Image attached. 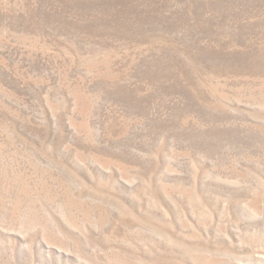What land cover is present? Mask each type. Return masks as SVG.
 <instances>
[{"label":"rangeland","instance_id":"rangeland-1","mask_svg":"<svg viewBox=\"0 0 264 264\" xmlns=\"http://www.w3.org/2000/svg\"><path fill=\"white\" fill-rule=\"evenodd\" d=\"M0 264H264V0H0Z\"/></svg>","mask_w":264,"mask_h":264}]
</instances>
